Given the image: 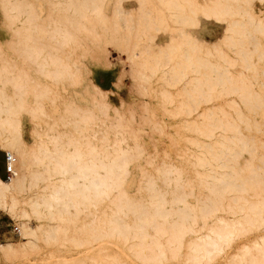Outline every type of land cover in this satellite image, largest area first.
Returning a JSON list of instances; mask_svg holds the SVG:
<instances>
[{
  "label": "bare ground",
  "instance_id": "1",
  "mask_svg": "<svg viewBox=\"0 0 264 264\" xmlns=\"http://www.w3.org/2000/svg\"><path fill=\"white\" fill-rule=\"evenodd\" d=\"M108 1L0 0L2 18L12 31L8 48L0 43V148L15 158L13 170L6 177L9 181L0 176V209L13 210L22 204L20 217L30 219L33 215L38 219L35 228L22 223L25 242L0 243V255L10 256L26 246L37 249L42 241L59 246L68 242L74 247L90 246L100 253V261L94 264H164L173 260L205 264L219 255L227 258V264H264V168L256 162L258 159L264 163V154H257V147L263 149L264 140L246 135L241 128L243 125L247 130L260 129L262 124L243 110L244 106L264 111V96L253 86L264 76V65L254 63V55L245 48L244 40L252 32L264 35V15L258 13L261 9L255 10L254 0H210L202 8L197 0L164 1L166 10L160 8L164 15L161 25L170 29L173 36L162 47L174 51L172 62L182 61L180 67L186 72L179 76L193 77L201 59L196 52L217 51L226 40L239 47L243 62L240 65L255 74L232 72L229 65H234V61L223 57L229 64L218 65L223 69L222 78L216 82L223 87L219 91L233 93L240 101L234 96L230 103L220 104L218 112H205L203 122L181 119L189 132L199 135L188 140L199 149L189 154L194 176L186 177L183 167L163 161L156 167V174L141 168L144 183L138 189L143 191L134 195L129 192L130 162L144 152L138 134H132L141 130L132 126L136 106L114 104L109 98L113 90L101 88L92 79L91 69L81 57H91L94 67L109 68V44L121 47L132 63L134 89L141 95L153 87L150 78H164L163 66L145 65L149 71L142 68L138 61H147L149 50L139 49L138 42H134L135 47L129 43L133 27L130 11L122 6L123 0H114L116 17H112L106 12ZM200 8L207 18L226 22L215 43L205 42L188 30L199 25ZM236 34L241 38L235 39ZM180 51L184 52L182 57L178 55ZM258 58H264V49ZM80 83H84L89 99L76 89L74 96H62L69 86ZM211 83L215 81H204L195 75L188 91L199 103L189 105L188 112L170 114L193 116L201 102L214 99L210 94L217 89H205ZM115 84L120 85L121 80ZM161 91L168 98V87ZM60 98L62 105L58 103ZM145 107L147 112L140 116L139 123L162 129L152 119L150 107ZM226 107L232 108L235 115ZM24 114L36 124L43 120L51 131L35 130L33 140L26 142L22 136ZM45 118H52V122ZM62 123L70 125L74 132L53 131ZM99 125L106 127L103 135L94 128ZM129 139L134 145H129ZM243 152H248L245 164L240 161ZM146 161L152 163L150 159ZM32 164L44 165V169H31ZM28 174L47 181L40 187L42 191L20 194ZM195 188H205L206 192H195ZM68 229L86 237L70 238ZM260 229L263 231L251 246L247 239L243 248L234 246L236 251L226 255L236 237ZM107 242L122 246L117 249L126 263L122 257L111 260L102 256ZM65 260L82 264L78 256L71 254ZM47 264L55 263L48 259Z\"/></svg>",
  "mask_w": 264,
  "mask_h": 264
},
{
  "label": "rangeland",
  "instance_id": "2",
  "mask_svg": "<svg viewBox=\"0 0 264 264\" xmlns=\"http://www.w3.org/2000/svg\"><path fill=\"white\" fill-rule=\"evenodd\" d=\"M58 1V0H56ZM146 1V0H144ZM165 0H150L148 2H142V0H123L122 6L126 9V11H130V17L132 28L131 34L132 39L128 38L130 45L134 42H138L140 44L139 49H148L149 54L146 58H141L138 62H140L142 68L146 71L151 70L146 69L144 66H160L163 79L159 76H155L150 78L153 82V87L149 86L148 90L144 95L139 94L134 89V78L131 74L132 63L129 59L126 58L124 53V49L121 47H117L116 45L108 46V58L111 62V66L101 67L93 65V60L89 56L81 57V61L86 64L91 69V77L92 79L103 89H112L113 92L109 93L110 100L116 105H127L129 103H133L136 106V115L134 117L135 121H133L132 126H138L141 128L138 133H132L133 135L138 134L139 141L143 144L144 152L142 156L137 158L134 161L130 162V185L129 192L134 195H141L143 191L142 188L139 190L138 187L144 183V179L142 176L141 168H145L148 172L156 174V167L161 165L163 161L167 163H172L183 167L184 174L186 177H193L194 170L192 165L188 162L190 153H197L199 149H196L197 146L193 143L190 144L189 137L199 136L194 131L189 132L188 129L183 125L182 120H196L203 122L205 112H218L220 104L230 103L232 98L235 96L233 93H224L219 90L222 89V86H219V83H216L219 78H222L220 73L223 71L222 68H218V65H228L229 63L224 61L223 57H229L230 61H234V65L230 64L229 68L234 73L246 72L247 74H252L254 76L255 71L252 69H245L240 64L243 62L240 60V56L238 54V46L233 45L232 43L226 41L221 42L220 48L217 51H210V53L205 51H197L196 55L200 57L199 60L200 67L196 69V72L192 74L193 77H183L179 76L181 72H186V69L180 67L182 61H171V58L174 55V51L166 46V43L171 39L172 31L170 29H163L161 23L164 20V15L160 12V8L166 7L164 6ZM199 4L202 5L210 2V0H197ZM142 2L143 6L140 5ZM254 8L255 10L261 9V13L264 15V0H254ZM234 7H237V3L232 1ZM185 12L186 5L183 3ZM200 8L199 13V25L196 27L188 28L189 31L193 32L195 36L199 39H203L205 42L215 43L223 34L226 22L225 21H217L215 19H209L202 13V9ZM116 7L114 0H109L106 4V12L109 13L112 17H116ZM235 14V13H232ZM236 12L235 15H237ZM2 14V10L0 7V43L2 47L8 48L7 40L12 39L11 29L8 28L5 24V19ZM150 17V18H149ZM234 17V16H233ZM152 18V19H151ZM236 18V17H234ZM169 19L170 24H174ZM4 25L6 27H4ZM9 30V31H8ZM11 34V35H10ZM129 34L128 36L130 37ZM11 36V37H10ZM10 37V38H9ZM235 39L241 38L239 34H236ZM5 40V41H4ZM245 40V48L253 53L254 63L259 64L261 66L264 65V58L259 60V52L264 49V35L252 32L247 34L244 37ZM134 43V47H135ZM160 45V46H158ZM132 46V45H131ZM80 47V46H79ZM130 47V46H128ZM162 47V51H161ZM132 49V48H131ZM10 53L11 50L9 51ZM181 52V53H180ZM178 55L182 57L184 54L183 51H180ZM140 53V52H138ZM140 57V56H139ZM208 58L207 61H203V59ZM90 63V64H89ZM146 63V64H145ZM236 64V65H235ZM232 65V66H231ZM231 66V67H230ZM264 67V66H263ZM260 68V67H259ZM195 71V70H194ZM197 75L204 81L209 79H213L215 83H211L210 85L205 86V89L210 87H214L217 90L211 92L210 95L214 97L213 100L208 102H201L200 106L194 111L193 116H183V115H172L170 113H183L188 112L187 109L189 105H196L197 101H194L190 94L189 89L192 87V80L194 76ZM237 77V76H234ZM121 80V84H115L116 81ZM165 81L170 82V84H166ZM164 82V83H163ZM253 86L256 91L261 92L264 96V76H261L257 79V81L253 82ZM164 87H168L170 93L168 94V98H165L162 94ZM76 89L82 92L89 99V95L84 92V83L77 84L75 86H69V89L66 93H62V96L68 97L74 96L73 90ZM83 90V91H82ZM61 96V98H62ZM236 97V96H235ZM58 100V103L62 101V99ZM237 98V97H236ZM238 101L240 99L237 98ZM79 103L84 104L83 100H79ZM199 101L197 102V104ZM60 105H62L60 103ZM146 105L150 107L152 112V119L156 120L159 123H156L162 129L155 128L151 125V123H139V118L141 115L147 112ZM243 106V105H242ZM227 108V107H226ZM228 109V108H227ZM243 110L246 115L251 119H258L262 122L260 129L252 128L251 130H247L246 128L242 131L249 136H255V138L259 140H264V111L258 110H249L243 106ZM229 112L235 115L233 109L229 108ZM262 112V115L259 114ZM64 113V112H62ZM48 122H52V118H45ZM182 119V120H181ZM31 120L27 114L23 115V129L22 136L26 142H31L34 138V131L37 130L39 132H44L46 130L51 131L48 128L47 123L43 120L39 121V124ZM41 126V127H40ZM56 126V125H55ZM54 126V127H55ZM99 131V135H103V130L106 129L105 126L99 125L94 127ZM173 128V129H172ZM175 130V131H173ZM187 130V131H186ZM53 131H58L60 133H71L74 132L73 128L70 125L59 124L55 127ZM218 133L217 135H219ZM109 136L114 137L113 131L109 133ZM187 136V138H186ZM179 138V140H178ZM189 140V141H188ZM129 145H134V141L129 139ZM180 141V142H179ZM191 146H190V145ZM193 145V146H192ZM195 146V147H194ZM264 149V147H262ZM257 147V154H264V150ZM4 151L0 148V176L4 181L6 180L5 173V165H4ZM248 152H243V156L240 157V161L242 164H245V157H248ZM152 160V163H148L146 160ZM145 161V162H144ZM261 168H264V163H261L258 159L256 160ZM44 165L41 164H32L31 169L34 170H43ZM201 168V167H200ZM199 168V170H201ZM203 170V169H202ZM201 170V171H202ZM141 172V173H139ZM13 175V174H12ZM11 175V176H12ZM11 178V177H10ZM158 182L160 180L158 179ZM47 181L39 179L37 176L28 174L27 177L22 182L23 187L19 190L20 194H32L35 192L42 191L40 187L44 186ZM37 185V186H36ZM139 190V191H138ZM202 191L206 192L205 188L199 189L195 188V192ZM189 199L193 200L192 196H189ZM104 206V205H103ZM24 206L22 204H18L14 207L13 210L8 209H0V243L4 242H25L24 232L22 228V223H25L27 227L35 228V225L38 223V219H36L33 215L29 218L20 217L19 213ZM106 209V208H105ZM107 210V209H106ZM102 213V212H101ZM82 217L87 219L88 217L82 214ZM89 219L86 220L88 222ZM46 223L54 224V221L45 220ZM263 230H251L247 233L239 235L236 237L231 244L227 247V256L236 251V249L243 248L247 243L248 246H251L254 241L258 239V233H261ZM252 232V233H251ZM255 232V233H254ZM68 237H86L83 234L73 233L71 229L67 230ZM250 234V235H249ZM248 237H247V236ZM246 236V237H245ZM246 239H245V238ZM241 238V241H240ZM239 241H238V240ZM243 239V240H242ZM248 241L246 242V240ZM236 242V243H235ZM109 243V244H108ZM113 242L106 243V250H104L101 254L106 259V256L111 260L116 257H122L118 252L122 246L116 244H112ZM40 247L37 249H33L30 246H26L23 248H18L14 254L10 256L0 255V264H47L48 259H52L55 264H72L71 261H66L65 258L71 254L74 256H78L80 259V263L82 264H94L100 261V253L98 254L96 251L91 250L90 246H82V247H74L70 242L67 243L66 246H59L56 243H44L42 241L39 242ZM237 244V245H236ZM113 245V246H112ZM233 246V247H232ZM236 246V247H234ZM54 247V248H53ZM57 248V249H55ZM64 248V249H63ZM124 248V247H123ZM230 249V250H229ZM58 250V251H57ZM64 251V252H63ZM53 252V256L50 257V254ZM223 257V258H222ZM122 261L126 263V260L122 257ZM174 261V260H173ZM168 261L164 264H192L190 262H182V261ZM173 262V263H172ZM178 262V263H176ZM214 262V263H213ZM228 260L224 256H217L215 259L205 263V264H227ZM139 261H136V264H139Z\"/></svg>",
  "mask_w": 264,
  "mask_h": 264
},
{
  "label": "built area",
  "instance_id": "3",
  "mask_svg": "<svg viewBox=\"0 0 264 264\" xmlns=\"http://www.w3.org/2000/svg\"><path fill=\"white\" fill-rule=\"evenodd\" d=\"M14 160H15V158L12 154H10L7 151H4V165H5V173H6L7 177L13 170L12 164H13Z\"/></svg>",
  "mask_w": 264,
  "mask_h": 264
}]
</instances>
